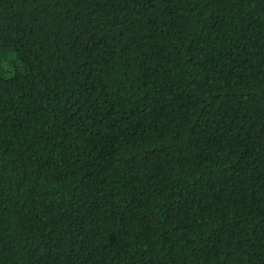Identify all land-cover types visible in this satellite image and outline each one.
I'll return each instance as SVG.
<instances>
[{
    "label": "trees",
    "instance_id": "16d2710c",
    "mask_svg": "<svg viewBox=\"0 0 264 264\" xmlns=\"http://www.w3.org/2000/svg\"><path fill=\"white\" fill-rule=\"evenodd\" d=\"M0 264H264V0H0Z\"/></svg>",
    "mask_w": 264,
    "mask_h": 264
}]
</instances>
